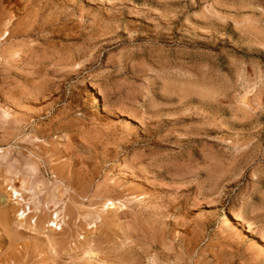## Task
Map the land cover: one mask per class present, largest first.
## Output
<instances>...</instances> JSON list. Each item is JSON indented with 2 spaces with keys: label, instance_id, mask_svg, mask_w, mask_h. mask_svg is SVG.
<instances>
[{
  "label": "rangeland",
  "instance_id": "rangeland-1",
  "mask_svg": "<svg viewBox=\"0 0 264 264\" xmlns=\"http://www.w3.org/2000/svg\"><path fill=\"white\" fill-rule=\"evenodd\" d=\"M0 264H264V0H0Z\"/></svg>",
  "mask_w": 264,
  "mask_h": 264
},
{
  "label": "bare ground",
  "instance_id": "bare-ground-1",
  "mask_svg": "<svg viewBox=\"0 0 264 264\" xmlns=\"http://www.w3.org/2000/svg\"><path fill=\"white\" fill-rule=\"evenodd\" d=\"M96 99V97H95ZM14 188V187H13ZM18 187H15L14 188V194H15V199L17 200H21V201H25L24 197L22 196V194L19 192V190L17 189ZM20 189V188H19ZM20 198V199H19ZM232 208V207H231ZM7 212V211H6ZM31 210H30V207L25 209V210H22L21 213H20V216L21 218H28L29 217V214H30ZM4 214V213H3ZM59 217H60V214L59 212H55V219L53 221L49 220L47 221V223H49L48 225L51 226V227H55V228H59L61 229V225L59 224V222H57L59 220ZM32 221V220H31ZM241 221V220H240ZM36 223V221H35ZM22 225V224H21ZM47 225V224H46ZM249 229V228H248ZM94 254V253H92ZM90 255V254H89ZM95 255V254H94Z\"/></svg>",
  "mask_w": 264,
  "mask_h": 264
}]
</instances>
